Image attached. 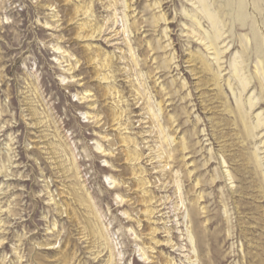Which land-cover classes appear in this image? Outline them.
<instances>
[{"label":"rangeland","instance_id":"obj_1","mask_svg":"<svg viewBox=\"0 0 264 264\" xmlns=\"http://www.w3.org/2000/svg\"><path fill=\"white\" fill-rule=\"evenodd\" d=\"M0 264H264V0H0Z\"/></svg>","mask_w":264,"mask_h":264}]
</instances>
